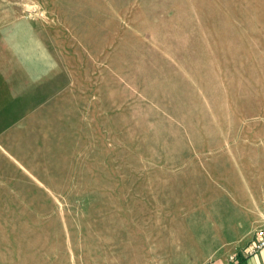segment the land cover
Instances as JSON below:
<instances>
[{"label":"rangeland","instance_id":"374dc122","mask_svg":"<svg viewBox=\"0 0 264 264\" xmlns=\"http://www.w3.org/2000/svg\"><path fill=\"white\" fill-rule=\"evenodd\" d=\"M0 8V264L237 258L264 228V0Z\"/></svg>","mask_w":264,"mask_h":264},{"label":"crops","instance_id":"0c3cea01","mask_svg":"<svg viewBox=\"0 0 264 264\" xmlns=\"http://www.w3.org/2000/svg\"><path fill=\"white\" fill-rule=\"evenodd\" d=\"M3 0H0V5ZM0 11L2 9L0 8ZM6 24L2 15L0 14V31L5 33H9L12 30V25H4ZM5 36L0 35V40H4ZM255 240V234L253 233L251 237H249L248 241L243 245L241 252L237 255V258L234 261H222L218 262L219 264H264V247L257 250L251 255H247V250L252 246L253 241Z\"/></svg>","mask_w":264,"mask_h":264},{"label":"built area","instance_id":"2783aa9c","mask_svg":"<svg viewBox=\"0 0 264 264\" xmlns=\"http://www.w3.org/2000/svg\"><path fill=\"white\" fill-rule=\"evenodd\" d=\"M263 247H264V228H260L255 232V240L253 241L252 246L247 250L246 254L251 255ZM230 259L231 261H234L236 257L233 256ZM206 264H219V263L215 261H211Z\"/></svg>","mask_w":264,"mask_h":264}]
</instances>
